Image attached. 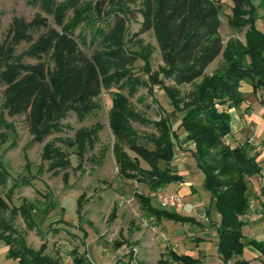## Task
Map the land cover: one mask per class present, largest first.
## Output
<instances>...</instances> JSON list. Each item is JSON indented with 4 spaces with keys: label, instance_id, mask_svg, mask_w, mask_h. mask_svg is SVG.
Masks as SVG:
<instances>
[{
    "label": "trees",
    "instance_id": "trees-1",
    "mask_svg": "<svg viewBox=\"0 0 264 264\" xmlns=\"http://www.w3.org/2000/svg\"><path fill=\"white\" fill-rule=\"evenodd\" d=\"M229 1L231 14L227 23L236 31L245 30L244 43L230 40L223 46L220 0H95L90 6H82L83 0H28L45 16L37 13L30 20L14 17L0 43V87L4 98L0 128L7 126L4 115L24 117L33 142L41 143L61 130V121L68 115L75 114L82 121L94 114L98 97L114 86L125 88L128 97L144 86L156 103L153 88L163 81L153 76L147 57L130 49L139 36L152 31L166 67L164 75L172 83L163 85L162 90L172 113L181 117L176 127L167 116L151 123L133 109L127 96L114 92L108 126L114 138L117 175L124 182L147 185L152 193L169 184L184 183L186 178L170 165L180 140L192 142L191 149L180 148L190 152L203 176L202 187L210 195V208L219 215L214 230L216 252L223 264L241 258L244 246L254 244L243 241L240 218L250 208V183L261 172L257 154L251 153V143L232 146L225 138L231 134L233 111L245 101L241 84L246 82L254 94L260 92L264 98V0ZM137 14L141 17L139 29L127 37V22ZM22 43L28 47L18 52ZM218 57L223 60L221 70L206 75L205 70ZM138 62L142 63L145 78L134 73ZM184 85H193L187 100L177 93V88ZM132 123L152 124L156 133L140 137ZM100 129L98 123L81 128L75 139L66 141L76 150L79 168L86 150L94 147ZM61 151L50 142L45 144L43 159L49 161L50 169L62 170L69 164ZM140 161L148 169L141 168ZM6 178L0 173V186H4ZM135 198L147 220L196 223L151 206L148 196L136 193ZM83 200V196L78 198V210ZM0 209H8L1 197ZM17 210L33 228L32 205L27 203ZM0 243L8 247L6 259L19 264H59L41 254L45 245L39 252L20 243L18 247L1 217ZM72 254L73 264H87L77 251ZM168 254V259L158 264H198L196 259L174 251ZM233 264L249 263L238 259Z\"/></svg>",
    "mask_w": 264,
    "mask_h": 264
},
{
    "label": "rangeland",
    "instance_id": "rangeland-1",
    "mask_svg": "<svg viewBox=\"0 0 264 264\" xmlns=\"http://www.w3.org/2000/svg\"><path fill=\"white\" fill-rule=\"evenodd\" d=\"M94 1L83 0L81 5L90 6ZM220 2L222 25L219 32L223 46L230 40L244 43L245 30L236 31L227 23L231 14L230 1L220 0ZM37 13L45 16L38 7L28 4V0H0V43L14 17L30 20ZM51 19L48 17L49 21ZM140 21L141 17L137 14L135 18L127 22V37L137 33ZM260 23L259 21L258 25ZM136 40L130 49L147 57L151 73L158 80L163 81L162 85L153 88L156 103L148 96L144 86H140L132 97L127 96L125 88L114 86L109 91H103L98 97L96 100L98 110L94 114L82 121L77 119L75 114L68 115L61 121V130L47 137L41 143L33 142L24 117L3 116L7 126L0 128V173L3 176L6 175L7 178L4 186H0V197L8 204V209L4 211L0 209V217L7 224L9 234L17 241L18 247L20 243L32 251L39 252L42 245H45L41 254L54 262L58 260L59 264H73V250L77 251L78 256H84L87 264H98V262L113 264L115 261H117L116 263L121 262V260L113 258L116 253L114 243L123 240L124 249L122 252L124 254L121 259L127 263L130 259L135 262L138 255L139 249L133 243V239L139 236L136 227L145 233L150 231L157 237L150 230L151 226L156 225L143 218L135 194L150 197V204L155 208H158V204L151 196L152 192L147 185L124 182L117 175V166L112 152L114 138L108 126L112 94L116 91L127 96L133 109L151 123L158 121L161 116H167L172 124L181 117V114L172 113L169 100L162 90L163 85L167 87L172 83L164 75L166 67L154 33L150 31L139 36ZM27 47L26 43H22L17 51L21 52ZM48 63L52 64L51 61ZM222 65L223 60L218 57L207 67L205 74L211 75L218 72ZM141 66L142 63L138 62L134 73L144 76ZM192 90L193 85H184L177 88V93L182 99L187 100ZM241 90L245 100L252 102L260 97V92L254 94L246 82L241 84ZM3 102V88L0 87V110ZM96 123L100 124L101 129L96 135L94 147L87 149L84 153L82 166L79 168V160L74 154L76 150L69 147L66 141L75 139L79 129L92 128ZM132 127L140 137L156 133L152 124L132 123ZM252 135L250 132H245L244 136L247 138L241 139V144L246 143L249 137L252 138ZM49 142L67 156L69 164L64 169L52 170L49 168V161L43 159L44 146ZM180 147L179 149L182 151ZM257 147L263 151V144H255L253 150L257 151ZM253 154L256 153L253 152ZM129 155L132 157L130 152ZM174 164L176 165V162ZM140 166L143 169H148L147 164L142 161H140ZM160 167L161 169L165 168L164 165H160ZM170 167L176 169L177 166H172L171 163ZM186 180L193 182L194 193L189 200L185 197L181 198L182 204L201 201L208 205L210 195L202 187V174L192 170ZM11 190L12 192H10ZM164 190L169 194L178 195L172 186L168 185ZM81 196L84 200L82 207L78 210L77 201ZM27 203L31 204L33 208L30 212L35 224L33 228L29 227V223L17 210ZM115 204L117 205L116 209L114 208ZM212 211L215 212L213 208ZM163 224L166 231L164 232L167 235L172 233L174 228H183L187 234L196 236V229L191 228L190 224L166 220ZM211 231L213 232L214 229H210L209 232ZM199 236L204 240L197 244L205 249L207 246L208 250H205L208 254L207 264H213L216 255L215 251H212L211 245L215 243V234L210 236L209 233H199ZM141 241L143 242V240ZM6 249H8L7 245L0 243V264H19L18 261L6 259ZM148 252L144 251L143 253L146 259L149 258L147 260L149 264L151 254L148 255ZM134 262L132 264H135Z\"/></svg>",
    "mask_w": 264,
    "mask_h": 264
},
{
    "label": "crops",
    "instance_id": "crops-1",
    "mask_svg": "<svg viewBox=\"0 0 264 264\" xmlns=\"http://www.w3.org/2000/svg\"><path fill=\"white\" fill-rule=\"evenodd\" d=\"M248 91L251 92L252 89L251 91ZM261 95L259 99L254 101L252 100V102L250 100H245L238 110L233 111L231 134L225 138V142L227 144H230L232 146L242 145L241 139L245 140L247 138L244 136L245 132H250V134H253L252 138L249 137L247 139L248 141H246L248 143H251L253 147L255 146V144H263L264 147V98H261ZM178 122L179 119L177 118L176 121H174V123H172L171 125L173 127H176ZM180 145L182 148L187 150L193 147V144L191 142H188L183 138L180 140ZM183 152L185 153V156L183 158H180L178 156V151H176L172 166H177L176 169L178 173L187 179L189 173L192 170L197 171V169L194 160L190 156V152ZM253 152L258 156L257 161L261 168V172L257 177H254L250 183V208L248 212L240 219L243 222V227L241 229L243 241L245 243L253 241L254 244L245 245L241 258H234L228 264H233L238 259L245 260L249 264H264V148L263 151H252V153ZM175 162L176 165L174 164ZM169 186L173 187V190L176 191L180 198L185 197L189 200V198H191L194 193L193 182L189 180H185L184 183L180 184H169ZM164 189L165 188H163L162 191H165ZM165 192L168 193L167 191ZM251 201L253 202L252 205L250 204ZM185 205H183V208L180 210L168 211H172L184 218L193 219L196 222L195 224H192L191 222H187V224H190L192 226L191 228L196 229V236L187 234L183 230V228H174L172 233H168V236L171 239V243L170 247H167L165 243L160 241L155 235H152L150 231H148L149 233H145L140 229L138 230V227H136L139 236L133 239V243L138 247L139 250L135 262L130 259L127 263H125L123 259H121L124 254L122 252V250L124 249V245L122 244L123 240H120V242L114 243L116 247V253L113 258H116V260H121V262L116 263L117 261H115L113 262V264H132V262H134L135 264H148L147 260H149V258L146 259L144 257V251H149L148 255L151 254L149 264H158L159 261L168 259V252L174 244L178 245V248L176 249V251H174L176 254L185 255L191 257L192 259H196L198 261V264H207L208 254H206L205 250L207 251L208 248L206 246L205 249L197 244L204 240L203 237L199 236V233H209L210 236L215 234V230L213 232L209 231L210 229H214V225L218 223L219 215L216 212L212 211V209L210 208V203L208 205H205L201 201H191L190 203ZM164 220L166 219L155 221L154 218H151L147 221L149 223L152 222L153 224H155L159 230L165 231V229L163 228ZM146 237L147 239H145ZM141 240H143V242ZM214 242L215 243L211 245L212 251H215L216 255V259L214 260L213 264H223L219 260L216 252L217 243L215 238ZM179 243H181L182 245H180ZM90 262L93 263V261ZM100 263L98 262V264ZM170 264L174 263L170 262Z\"/></svg>",
    "mask_w": 264,
    "mask_h": 264
},
{
    "label": "built area",
    "instance_id": "built-area-1",
    "mask_svg": "<svg viewBox=\"0 0 264 264\" xmlns=\"http://www.w3.org/2000/svg\"><path fill=\"white\" fill-rule=\"evenodd\" d=\"M257 151H260V148H256ZM178 151V156L180 158H183L185 156V153L183 151H181L180 149H177ZM255 151V152H257ZM157 202L158 206L161 209L164 210H180L183 208V204L181 202V198L178 195H174V194H169L166 193L164 191H158V192H154L151 195ZM251 205L253 204V202L251 201L250 203ZM151 232L156 234L158 239L160 241H162L163 243H165V245H167V247H170V243H171V239L170 237L164 232L159 230L156 226H151L150 228ZM216 237V234H215ZM178 248V245H172V247L170 248L171 251H176V249ZM176 264V263H174Z\"/></svg>",
    "mask_w": 264,
    "mask_h": 264
}]
</instances>
